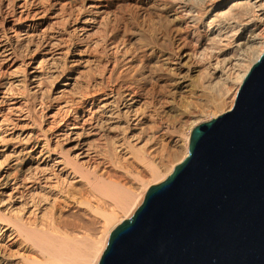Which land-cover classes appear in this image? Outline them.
Returning <instances> with one entry per match:
<instances>
[{"label":"bare ground","instance_id":"1","mask_svg":"<svg viewBox=\"0 0 264 264\" xmlns=\"http://www.w3.org/2000/svg\"><path fill=\"white\" fill-rule=\"evenodd\" d=\"M165 1L187 46L158 91L114 0H0V264H97L188 156L184 127L232 109L264 51V0Z\"/></svg>","mask_w":264,"mask_h":264},{"label":"water","instance_id":"2","mask_svg":"<svg viewBox=\"0 0 264 264\" xmlns=\"http://www.w3.org/2000/svg\"><path fill=\"white\" fill-rule=\"evenodd\" d=\"M97 264H264V52L232 109L192 130L188 156L110 233Z\"/></svg>","mask_w":264,"mask_h":264},{"label":"rangeland","instance_id":"3","mask_svg":"<svg viewBox=\"0 0 264 264\" xmlns=\"http://www.w3.org/2000/svg\"><path fill=\"white\" fill-rule=\"evenodd\" d=\"M114 3L117 6L115 10H118L115 11L118 12L117 16L120 19L123 17L121 19L122 25L120 26L119 35L123 36V38L126 37L130 41L132 34L136 33L138 35L139 33L146 39L140 45H147L148 50H150L149 57L144 63L143 68L135 74L136 78L143 79L148 87L154 86L158 91L166 88L165 86L168 85V81L172 78L168 71L172 67L176 57L187 46L185 44L184 28L178 17L174 14L172 7L165 0H114ZM144 3L149 4L144 6ZM128 43L134 44L133 42ZM137 46L135 45V47ZM188 101L189 97L185 93L174 95L172 101L174 110L172 108L173 111H167L165 117L170 121L177 119L178 108L183 107ZM212 119L213 117L210 114H203L200 119L196 120V123L193 122V125L185 126L186 128L184 127L183 129L184 133L188 134L190 139L191 132L196 126ZM174 152L175 156L178 155V157L184 153L183 150H175ZM143 199L137 208L142 204ZM135 210L131 213V216H128L129 218L133 216ZM128 217L127 219H129ZM93 228L94 226L92 228L90 226L87 232L95 234L96 229L94 228V230Z\"/></svg>","mask_w":264,"mask_h":264}]
</instances>
